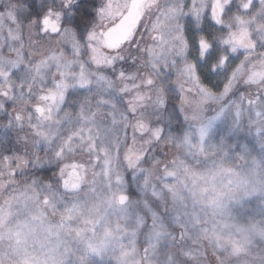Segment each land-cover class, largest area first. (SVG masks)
Returning a JSON list of instances; mask_svg holds the SVG:
<instances>
[{"label":"snow or ice","instance_id":"snow-or-ice-1","mask_svg":"<svg viewBox=\"0 0 264 264\" xmlns=\"http://www.w3.org/2000/svg\"><path fill=\"white\" fill-rule=\"evenodd\" d=\"M0 264H264V0H0Z\"/></svg>","mask_w":264,"mask_h":264},{"label":"rangeland","instance_id":"rangeland-1","mask_svg":"<svg viewBox=\"0 0 264 264\" xmlns=\"http://www.w3.org/2000/svg\"><path fill=\"white\" fill-rule=\"evenodd\" d=\"M215 132H213V136H215ZM219 134V133H218ZM45 170V169H44ZM130 194L132 195V197L133 198H135V197H137L138 196V193L136 192V190H135V188L134 187H131L130 188ZM255 207V203H253V205H251L250 207H249V211H251L252 210V208H254Z\"/></svg>","mask_w":264,"mask_h":264},{"label":"trees","instance_id":"trees-1","mask_svg":"<svg viewBox=\"0 0 264 264\" xmlns=\"http://www.w3.org/2000/svg\"><path fill=\"white\" fill-rule=\"evenodd\" d=\"M41 175L42 176H50L51 175V171L48 170V169H45V170L42 171Z\"/></svg>","mask_w":264,"mask_h":264}]
</instances>
